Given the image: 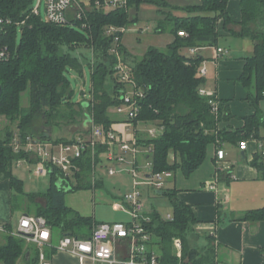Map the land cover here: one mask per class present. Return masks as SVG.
I'll return each instance as SVG.
<instances>
[{
	"label": "trees",
	"instance_id": "16d2710c",
	"mask_svg": "<svg viewBox=\"0 0 264 264\" xmlns=\"http://www.w3.org/2000/svg\"><path fill=\"white\" fill-rule=\"evenodd\" d=\"M99 1L100 6L96 5ZM230 0H199L196 3L173 5L168 0H127L126 5L104 9L105 0H90V8H85L82 21L71 20L66 24H54L44 21L32 13L34 0H0V15L11 22L7 36L2 40L9 44L11 56L0 62V85L3 92L0 97V117L7 119L0 134V180L9 179L17 193L14 208L21 207L16 199L31 200L34 214L43 216L54 233L55 241L66 233L78 237H87L98 221L92 216L81 214L67 205L66 195L82 189L101 187L100 181H92L94 162L89 154L76 162L81 171L76 173V184L61 186V172L51 168L50 184L46 191L25 193L24 181L13 173V164L17 159L30 158L26 151L16 153L11 145L18 136L25 142L28 136L45 140L72 141L86 136L90 129L85 128L81 135L71 139H53L50 132L43 130L41 135L34 133L37 119H42L47 127L76 126L92 117L96 124L109 128L118 117L112 112L120 105L126 84L116 75L117 57L111 51L115 46L114 36L107 34L109 26L128 27L137 17H131L130 10L140 9L143 4H153L163 15L162 22L171 25L173 40L165 49L150 46L142 56L128 50L122 42L119 45L123 60L130 67L132 76L145 92L140 100L139 120L163 127L158 137L138 134L140 146H152L146 157L152 161L153 172L181 169L185 175L201 167L209 146L222 145L224 142L238 144L241 139L264 138L261 129L264 126V113L259 103L264 99V0H240V18L235 19L228 9ZM174 10L185 12L183 16L174 15ZM23 22L22 38L18 43V27ZM85 23V26L83 25ZM237 25L239 28L230 27ZM185 32L180 35V32ZM250 39L253 42L252 53L243 57L238 81L247 90L246 99L253 112L241 116L240 127L225 126L224 122L235 115L228 100L219 99V114L212 112L209 97L200 93L205 76L200 74L203 56L185 54L190 48L215 46L223 34ZM123 38V33H120ZM83 47L91 51L89 66L92 69V98L79 104L72 102L74 93L67 71L83 70L82 58L85 53L75 54ZM254 88V91H251ZM28 93V106H23V94ZM122 118V119H121ZM105 149L99 146L96 155ZM175 159H170V154ZM251 165L264 179V157L254 154ZM163 189V194L165 193ZM171 198L174 214L172 220L164 219L159 212L153 211L150 228L156 234L161 258L166 264H216V248L213 237L207 235L208 243L202 247L191 245L188 236L195 231L199 219L194 206L183 202L177 189L167 192ZM38 198L46 200L43 206ZM27 199V200H26ZM29 204L26 203L28 210ZM27 211L26 214H30ZM241 220L264 222V206L249 209ZM183 242V254L179 259L173 251V240ZM24 239L8 233L7 241L0 246L1 264H17L28 251L31 256L28 263H39L37 249L33 258L30 247ZM55 253L47 251V258Z\"/></svg>",
	"mask_w": 264,
	"mask_h": 264
},
{
	"label": "built area",
	"instance_id": "2783aa9c",
	"mask_svg": "<svg viewBox=\"0 0 264 264\" xmlns=\"http://www.w3.org/2000/svg\"><path fill=\"white\" fill-rule=\"evenodd\" d=\"M43 1L46 6L47 22L62 25L69 23L71 20L82 21L85 16V8L87 7L78 0H38V4L33 5V14L41 16L40 6ZM126 1L113 0L108 3L104 2V6H111L112 8L122 6L126 5ZM100 4L99 1L96 2L97 6H100ZM72 8L75 11L71 18L69 17V11ZM10 22L9 19L0 15V62L7 60L11 56L9 44L2 40L9 33ZM22 23H16L17 27L21 26ZM83 25L85 26V23ZM148 28L149 26H146L141 30H148ZM127 29L128 27L126 26H109L107 34L114 36L115 46L112 47L111 51L117 57L116 75L120 81L126 84L122 95L123 102L115 107V113L125 117L124 123L128 126V130L133 127V135L130 139H127L123 132L117 131L113 124L106 128L103 125L96 124L91 117L88 120L89 134L79 136L72 141L58 142L28 136L26 141L22 142L16 136L11 143L14 152L18 153L24 150L29 154L30 158L34 159L33 162H30L27 158L17 159L14 162L16 166H23L24 169L29 168L37 177L49 176L51 168H57L61 172L59 183L64 187L70 186L72 176L76 178V173L81 171L76 161L83 158L85 154H89L94 162L93 177L96 175L98 165L103 163V159L116 165H132L130 171L134 177V189L121 198L130 216L129 221L98 222L87 237L65 234L55 243L53 230L43 216L22 215L14 235L28 242L36 243L40 247V264H52L42 249L44 245L51 247L55 253L66 252L73 255L77 258L78 264H166L161 258L159 244L157 243L158 238L150 228L153 211L147 210V204L142 198L139 185L147 184L156 189L158 193L160 190L163 191L173 173L171 171L153 172L152 161L147 156V170L145 171L147 174L143 179H139L138 176L142 170L139 167L141 165L139 163L140 155L142 153L145 155L152 150V146H147L146 148L140 146L138 134L144 132L149 137H158L162 134L163 127L154 123L142 122L138 118L141 110L140 100L144 97L145 92L132 76L131 69L123 60L119 48L122 40L120 33L124 34ZM184 34L185 32H180V35ZM190 52L195 55L196 48H190ZM225 53H228V50L216 47L215 60ZM200 74L202 76L208 74V69L206 66L203 67L202 64ZM199 91L202 95L209 97L212 112L218 116L220 105L218 96L204 87L200 88ZM140 126L148 129L141 131L138 128ZM251 140L255 141L254 151H251L253 157L254 154L264 157V138L241 139L237 144L238 149L243 152L250 151ZM99 146H103L105 149L98 154L100 160L97 161L96 151ZM226 156L227 153L222 145H216V162H221ZM31 165H34L33 169ZM117 171L118 169L114 168V166L109 167V174H115ZM222 171V168L218 167L214 179L205 184L206 189L217 190L220 172ZM164 219L172 220L173 215L168 214ZM0 228L2 229V227ZM173 251L179 259L182 258L183 242L180 238L173 240ZM216 259V264H221L217 256Z\"/></svg>",
	"mask_w": 264,
	"mask_h": 264
},
{
	"label": "rangeland",
	"instance_id": "374dc122",
	"mask_svg": "<svg viewBox=\"0 0 264 264\" xmlns=\"http://www.w3.org/2000/svg\"><path fill=\"white\" fill-rule=\"evenodd\" d=\"M81 2L85 7L90 8V0H78ZM113 0H105V2H112ZM173 5H183V4H192L196 3L199 0H168ZM38 4V0H34V5ZM234 4V3H232ZM150 6L148 9H144V4L140 6V9L137 10L132 8L130 10L131 17H137L136 22H132L128 26V29L123 34V43L125 46L137 56H142L145 51L150 46H157L161 49H165L167 45L173 40V35L171 33V25L166 21L162 22L164 30L162 32L158 31L157 29L161 25V21L163 19V15L160 14L159 8L153 4H146ZM106 11L112 9L111 6H104ZM75 11V10H74ZM40 17L46 21V6L45 2L43 1L40 6ZM149 26L148 30L142 31L141 28H145ZM22 38V28L21 26L18 27V43L21 41ZM220 45V46H219ZM215 46L222 47L225 50H228V53H225L220 56L221 61L226 60L228 57L230 58V53L234 56L237 55V58L243 55H250L252 53V41L250 39L241 38L237 36H220L218 42ZM214 46V48H216ZM203 48V47H201ZM196 47V53L201 49ZM213 48V47H212ZM190 55H193L190 50H187ZM85 53V57L82 58L84 63L82 72L70 69L67 71V76L70 81L71 88L73 89L74 93L72 95V102L75 104H79L83 101H89L92 98V69L89 66V61L91 60V51L89 49H85L80 47L77 49L75 54ZM236 54V55H235ZM235 61V60H234ZM202 66H206L208 69V74L205 76V82L203 83V87L206 89H210L216 91L218 89L217 78L218 82L222 84V86L228 87L230 86L232 99H235L236 105L248 104L246 100L247 90L241 85V83L236 80V74L238 73V66L231 65L229 69H220L219 74L216 71L215 65L212 60L202 61ZM235 75V76H234ZM228 78H225V77ZM224 83V84H223ZM251 91H254V88H251ZM23 106H28V93L25 92L23 94L22 99ZM259 106L264 113V99L260 101ZM250 107V106H247ZM241 109V108H240ZM238 109V111L240 110ZM252 110V107H251ZM112 112L115 113V109H112ZM7 119L5 117H0V134L3 135V128L7 124ZM141 131L147 130L148 128L145 127H138ZM34 133L41 135L42 131L45 128V123L42 119H37L34 125ZM83 124H79L76 126H63V127H55L52 128L49 132L51 137L58 139V138H71L74 135L75 131L83 130ZM133 127L132 129L128 130V126L124 124L121 126L118 131L123 132L127 139H130L133 135ZM261 134L264 135V126L261 129ZM224 150L227 153V157L225 160L221 162L214 161L215 156V147L213 145L209 146L207 157L204 163L201 165L200 168L192 172L190 175H185L181 169H178L173 176L168 179V182L165 186V193L159 194L156 192V189L147 185V184H140L139 188L142 192V198L147 204L148 211H157L159 214L166 218L168 214H174V207L171 201L170 196L167 192L171 189H178L181 192L186 191H196L203 189L204 185L212 179V174L218 171V167L222 168L223 171L232 170L234 172L237 171L238 165L240 163H247L248 159H243L241 155V151L238 149L236 144L232 142H224L222 144ZM247 156L251 161H253V154L251 151L247 152ZM170 159L174 161L175 154H170ZM26 164V163H24ZM139 167L142 169L139 172V179H143V177L147 174L145 172L146 168V160L143 162L140 160ZM114 166V168L118 169L115 174H109V167ZM31 168H34V165H31ZM132 165L124 164V165H116L115 163L107 162L103 159V163L99 164L97 167L96 175L92 176V181L98 180L101 183V187L99 188H92L90 189H83L80 191H74L67 193V203L75 208H79L81 214L86 216L94 217L98 222H115V221H128L129 215L126 209V206L123 205L121 198L129 192H132L134 189V177L131 173L130 169ZM144 169V171H143ZM151 171V169H149ZM13 173L15 176L19 177L24 181V190L26 192H36V191H45L50 184V177L49 176H42L37 177L34 173L29 169H24L23 166L18 167L16 164H13ZM94 178V179H93ZM207 178H211L209 181ZM205 181L204 185L201 182ZM76 178L72 176L71 183L76 184ZM233 184V183H232ZM231 184V185H232ZM230 194L235 199L236 194L235 190L230 188ZM27 200V199H26ZM22 197L19 196L16 199L17 204H21ZM29 204L28 211L31 213L34 212L33 209V202L31 200H27ZM38 203L45 206L46 200L42 198H38ZM235 202L238 203V200H233L232 205H235ZM74 208V209H75ZM227 210V209H226ZM232 210V209H230ZM16 222H18V216L16 214L15 219L13 221L14 227H16ZM8 233L0 232V246L4 245L7 241ZM189 242L191 245H195L197 247H202L206 243L204 236H199L196 232H191L188 236ZM27 247H30L33 252V258L37 249L40 250V247L33 242L24 241ZM214 243V242H213ZM215 248L217 247L216 244ZM218 247L217 252L218 253ZM223 252V251H221ZM1 264V262H0ZM17 264H33L26 262L25 259H21ZM73 264V263H72Z\"/></svg>",
	"mask_w": 264,
	"mask_h": 264
},
{
	"label": "crops",
	"instance_id": "0c3cea01",
	"mask_svg": "<svg viewBox=\"0 0 264 264\" xmlns=\"http://www.w3.org/2000/svg\"><path fill=\"white\" fill-rule=\"evenodd\" d=\"M148 8H150V6L144 4V9ZM228 9L235 19L240 18V0H230L228 4ZM173 13L177 16L185 15V12L180 10H174ZM73 14L74 9L72 8L69 11V17L72 18ZM230 27H233L235 29L239 28L237 25H231ZM222 36L230 37L232 35H227L224 32ZM215 49L216 48H214V46H207L201 48L198 52L203 56V61L209 59L212 60L215 65L216 71L218 72L217 74H219V70L222 68L229 69L231 65H237L239 70L236 74V80H238L243 64L242 58L246 57L247 55H243L237 58L236 54V56H234L232 53H230V58L228 57L224 61L219 60L220 57L215 60ZM187 50L188 49H185L183 52L185 54H190ZM225 78L228 77L226 76ZM217 84L218 89L216 91L210 89L209 90L213 91L219 99L228 100V103L231 107V111L235 115V117L226 120L224 122V125L234 128L242 126L243 120L239 117L252 113L253 108L251 110V105L247 99L246 100L248 104L244 103L243 108L242 105H236L235 99H232L230 86H222V84L218 82V78ZM238 109L240 110L238 111ZM116 116L122 117V115H119L117 113ZM124 122V118L122 120H118L113 123V127L118 131V129L125 124ZM83 127L84 129L88 128V118L83 123ZM81 131H75L74 135L71 136V138L81 135ZM254 148L255 141L251 140L250 151H254ZM242 153L243 151H241L243 159H248V162L240 163L236 172H234V169L220 172V180L218 182L216 191L206 189L204 185L205 181H203L201 182V184L204 185L203 189L186 192H181L177 189L178 196L183 202L194 206L196 216L199 219V222L196 224L195 232L197 235L205 237L206 243L204 245L208 243V239L206 238L207 235L213 237V244H216V246L219 248L218 253L220 252V254H217V258L221 264H264V222H251L240 219V217L245 211L264 206V179H261L259 177L258 170L251 165L250 161L252 157L249 159L247 156V152H244V155ZM213 159L214 161H217L216 146L215 156ZM140 160L142 162L146 160V155L142 153L139 157V163ZM215 175L216 172L215 174H212V178ZM207 179L211 180V178ZM230 188H232V190H235V199L230 194ZM37 192L44 191L41 190L36 191V193ZM25 193L30 192L25 191ZM16 196L17 193L15 192V190H13L10 180H0V227H2V229L0 228V232H10L11 234H14L18 229L20 218L28 211L26 209L27 202L24 201L23 198L21 202L22 206L14 208L13 203ZM233 200H238L239 202H235V205L231 206ZM67 205L69 204L67 203ZM33 209L35 210V206L33 207ZM75 209L80 212L79 208ZM16 214L18 216V222H16V227H14L13 221L15 219ZM30 214L35 215L34 212ZM54 242L56 243L58 242V240L55 241L54 239ZM42 249L45 251L46 255L47 251L53 250L47 245H44ZM21 259L26 260V255L23 258H20L17 263H19ZM50 260L52 264H78L77 258L66 252L55 253L51 256Z\"/></svg>",
	"mask_w": 264,
	"mask_h": 264
},
{
	"label": "water",
	"instance_id": "95a60500",
	"mask_svg": "<svg viewBox=\"0 0 264 264\" xmlns=\"http://www.w3.org/2000/svg\"><path fill=\"white\" fill-rule=\"evenodd\" d=\"M2 92H3V87H2V85H0V97H1V95H2ZM90 119V117H88V120ZM47 131H50L51 130V128L50 127H47V129H46ZM243 155H244V152L242 153ZM158 193L159 194H163V191H158ZM70 233H66V235H69ZM29 257H30V251H28L27 252V254H26V261L28 262L29 261Z\"/></svg>",
	"mask_w": 264,
	"mask_h": 264
}]
</instances>
